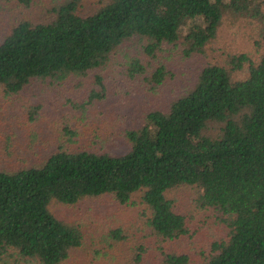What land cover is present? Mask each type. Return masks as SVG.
Here are the masks:
<instances>
[{"label":"trees","instance_id":"trees-1","mask_svg":"<svg viewBox=\"0 0 264 264\" xmlns=\"http://www.w3.org/2000/svg\"><path fill=\"white\" fill-rule=\"evenodd\" d=\"M80 3L54 4L50 20L21 19L2 36L6 94L34 80L94 76L77 106L87 110L107 96L104 75L119 73L156 95L177 76L164 54L174 51L181 62L205 55L226 15L259 21L264 42V0H105L93 14L81 13ZM132 41L142 49L128 51ZM229 56L182 71L178 90L124 129L122 153L61 145L39 164L0 167V264H66L83 233L51 204L101 195L126 204L140 194L156 236L194 240L193 215L170 197L183 186L194 190L193 211L209 212L221 235L196 256L163 253L160 264H264V53L256 62L246 53ZM245 65L248 75L235 79ZM137 259L145 260L141 252Z\"/></svg>","mask_w":264,"mask_h":264},{"label":"rangeland","instance_id":"rangeland-1","mask_svg":"<svg viewBox=\"0 0 264 264\" xmlns=\"http://www.w3.org/2000/svg\"><path fill=\"white\" fill-rule=\"evenodd\" d=\"M62 1L65 0H29V3L0 0V39L18 20H50L51 7ZM104 1L81 0L79 10L93 14ZM260 27L261 23L250 16L226 15L217 39L207 47L205 55L181 62L174 51L165 53L177 76L156 95L140 90L134 80H127L119 73L104 75L106 98L96 101L87 110H78L77 106L87 99L94 76L76 77L65 83L34 80L16 94H6L0 85V167L16 169L39 164L61 145L71 150L90 147L113 153L126 151L124 129L141 122L143 108L165 101L178 90V82L186 77L182 71L189 73L193 65L197 67L209 60L226 63L230 53H246L253 61H259L264 53ZM129 45L128 51L142 49L141 43L136 41ZM246 67L236 71L234 78H245ZM36 106L39 110H33ZM193 192L183 186L173 190L170 197L175 199L181 212L193 215L194 240L190 235L176 241L156 236L147 227L144 212L150 211L145 209L140 194H135L126 204L110 195L86 198L75 205L53 202L52 211L66 222L79 226L83 233V245L73 251L66 264H138L140 252L145 259L143 264H160L163 253L190 252L196 256L201 250H208L221 231L209 212L193 211ZM117 229L121 230L117 234L120 237L114 232ZM140 246L144 251L139 250Z\"/></svg>","mask_w":264,"mask_h":264}]
</instances>
